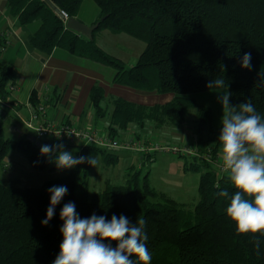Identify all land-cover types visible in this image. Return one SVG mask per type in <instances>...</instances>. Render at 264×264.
Here are the masks:
<instances>
[{
  "label": "trees",
  "instance_id": "obj_1",
  "mask_svg": "<svg viewBox=\"0 0 264 264\" xmlns=\"http://www.w3.org/2000/svg\"><path fill=\"white\" fill-rule=\"evenodd\" d=\"M51 1L68 17H76L83 0ZM93 1L99 9L94 22L99 24L92 38L67 28L45 0H5V6L20 25L39 21L38 28L28 35L35 50L50 54L62 48L114 68L112 83L142 92L173 94L168 102L151 106L120 97L113 99L108 133L118 136L117 130L124 131L131 122L138 126L146 121L156 126L179 124L194 107L195 142L201 146L212 144L214 152H219L216 141L221 123L215 128L211 108L198 104L190 95L211 90L206 85L215 79L225 80V88L228 85L232 93L231 105L251 102L264 116V0ZM102 16L105 18L100 20ZM101 29L144 42L134 65L126 67L97 44L95 34ZM3 46L0 44V48ZM245 53H251V70L240 66ZM12 74L10 64L0 63L2 99L8 95L5 86ZM104 96L102 88L92 87L89 99L98 114H103L100 105ZM38 101L33 92L31 103ZM3 111L6 109L1 107L0 169L5 168V157L13 150L34 169H57L49 156L40 154L42 145L55 143L41 139V145H37L25 136L7 137ZM94 154L102 155L106 165L118 160L110 151L92 145L82 147L75 157ZM200 166L205 170L199 175V197L193 208L157 192L149 184L148 173L141 177L139 170L130 171L121 184L106 182L103 188L90 192L87 176L91 165L87 162L63 170L62 175L38 186L0 181V264H52L63 240L59 213L68 202L75 204L81 218L95 213L108 219L123 214L133 223L144 219L151 264H264V237H259L257 256L252 236L237 235L235 225L226 216L229 200L218 193L226 189L231 196L236 191L227 174L219 175L211 165L190 159L185 168L199 170ZM54 185L66 186L68 193L56 206L48 225H42L50 203L48 189Z\"/></svg>",
  "mask_w": 264,
  "mask_h": 264
},
{
  "label": "clouds",
  "instance_id": "obj_2",
  "mask_svg": "<svg viewBox=\"0 0 264 264\" xmlns=\"http://www.w3.org/2000/svg\"><path fill=\"white\" fill-rule=\"evenodd\" d=\"M251 59V53H245L240 62L241 68L251 70ZM206 87L224 89L225 80H210ZM227 89L218 93L223 114L216 142L223 170L236 191L229 196L225 189L218 195L228 198L227 218L235 225L237 235L252 236L259 256V237H264V116L256 111L251 102L231 105L232 93ZM40 154L49 156L58 171L85 162L96 168L99 162L95 156L75 157L72 152L64 150L63 144L42 145ZM48 192L50 203L42 225H48L52 220L55 208L67 195L68 188L54 185ZM59 218L63 221L59 229L63 240L52 264H151L144 219H136L133 223L123 214H113L108 219L95 213L81 218L73 202L63 205Z\"/></svg>",
  "mask_w": 264,
  "mask_h": 264
},
{
  "label": "crops",
  "instance_id": "obj_3",
  "mask_svg": "<svg viewBox=\"0 0 264 264\" xmlns=\"http://www.w3.org/2000/svg\"><path fill=\"white\" fill-rule=\"evenodd\" d=\"M89 1H82L76 16L85 24L94 23L99 16L97 5H90ZM85 7L90 9L88 14ZM38 26L39 21L26 25L18 24L17 18L9 14L5 6V0H0V44L4 45L3 50L0 49V63L4 62L13 67L12 79L9 84L17 86L15 90L8 92L5 100L18 102L21 112L26 113L25 106L27 103H31L32 93L35 92L39 101H45L48 116L51 115L57 121L74 120L81 127L109 131L113 99L120 97L136 104L151 106L168 102L173 97L171 93L142 92V90L112 83L115 74L114 68L89 58L72 55L65 49L55 48L50 54L35 50L29 43L28 35L33 33ZM95 39L103 50L121 59L123 63L124 60L128 59L129 65L127 67L134 65L145 47L140 44L143 41L125 33H112L107 29L99 30L95 34ZM93 86L102 88L105 95L100 105L103 114L96 113L90 102L89 94ZM1 107L3 106L0 104V112ZM9 113L8 109L3 111L2 116H5L3 125L6 123L5 119ZM183 123L156 126L154 122L146 121L142 126H138L131 122L124 131L117 130V135L123 137L133 134L138 138L151 137L179 144L188 140H195L194 135L191 133L193 129L183 127ZM8 124V127L15 129L12 123L8 122ZM213 126L218 127L214 124ZM71 148L75 149L74 146L69 149ZM64 150L66 149L64 148ZM75 152H77L76 149ZM131 153L132 151L128 150L111 152L118 158L112 165L113 167L118 165L121 158L124 159L121 170L118 169L114 172L116 175H126L127 178L133 165L128 164V160L133 159ZM97 155L94 154L93 157H98ZM136 156L138 155L136 154ZM101 157V161L105 163L102 155ZM10 158L18 161V164L23 163L18 154L12 153ZM138 159L140 160V156H138ZM162 159H165V156ZM156 165L153 166L157 167Z\"/></svg>",
  "mask_w": 264,
  "mask_h": 264
},
{
  "label": "rangeland",
  "instance_id": "obj_4",
  "mask_svg": "<svg viewBox=\"0 0 264 264\" xmlns=\"http://www.w3.org/2000/svg\"><path fill=\"white\" fill-rule=\"evenodd\" d=\"M89 2L90 5L94 4V6H96L93 0H90ZM85 11L88 14L90 9L85 7ZM140 44L145 46L143 42ZM124 61V64L127 67L129 65V60L127 59ZM225 90L226 88H216L207 91L193 92L190 94L195 98L197 103L210 106L213 112V124L215 126L219 125L223 114L222 104L218 98V93ZM196 113L197 108L193 107L190 109L189 115L186 117V120L183 123V127H189L190 129H193L191 133L194 135V137L197 135L194 127ZM5 121L6 123L4 124V133L7 137L19 138L21 136H25L28 133L26 129L14 118L11 111ZM8 122L15 126L14 130L7 126ZM75 149L71 148L68 151L72 152V154L75 156ZM12 153L18 154L22 158L21 162L23 163L18 164V161H14L13 158H10ZM130 155L133 157V159L128 160L129 165L133 164L131 171L139 170L141 177L148 173L149 184L157 192L162 193L166 197H170L177 202L183 203L187 208L194 207L199 197L197 192L199 175L205 170V167L200 166L199 170L186 169L185 166L189 163L188 157L177 156L171 153H159L156 155L153 161L149 162L145 159L142 164L140 163L138 156H136V153H131ZM97 156L99 161L98 165L96 168L91 166L87 176L88 190L90 192H94L103 188L106 182L112 184H121L125 181L126 175L122 176L121 174L116 175L114 173L118 169L121 170L122 166L124 165V159L121 158L118 165L113 167V164L106 165L103 163L101 161L102 157L100 154ZM163 156H165V159H162ZM5 163L7 164V168L0 169V181H17L21 186H38L47 180L53 179L63 174V170H37L32 168L29 165L27 159L17 150L9 152V154L5 157ZM154 164H157V167L153 166Z\"/></svg>",
  "mask_w": 264,
  "mask_h": 264
},
{
  "label": "built area",
  "instance_id": "obj_5",
  "mask_svg": "<svg viewBox=\"0 0 264 264\" xmlns=\"http://www.w3.org/2000/svg\"><path fill=\"white\" fill-rule=\"evenodd\" d=\"M65 18L68 15L62 11ZM4 47V46H3ZM3 47L0 49L3 50ZM6 90L11 92L16 89L15 84H8ZM0 104L12 112L15 119L32 133L37 139L49 140L55 144H63L68 150L70 147L76 148L75 155H78L82 147L92 145L101 149L114 151H132L140 156V163L146 159L153 161L159 153H171L177 156L188 157L192 161H202L211 165L219 175L226 174L222 167L219 152H214L212 144L201 146L195 140L186 142L169 143L157 138H138L133 134L123 137L113 136L109 131H101L97 128L81 127L74 120L57 121L51 115L48 116L45 101H38L35 105L27 103L26 113L19 109V104L15 100H5L0 97ZM7 168V164L4 165Z\"/></svg>",
  "mask_w": 264,
  "mask_h": 264
},
{
  "label": "water",
  "instance_id": "obj_6",
  "mask_svg": "<svg viewBox=\"0 0 264 264\" xmlns=\"http://www.w3.org/2000/svg\"><path fill=\"white\" fill-rule=\"evenodd\" d=\"M45 2L54 10L62 19H64L65 26L72 29L87 38H92L93 31L98 27L99 22H94L92 24H85L76 17L65 18L61 9H59L51 0H45ZM105 16H102L100 20H103ZM25 137L37 145H41V140L37 139L32 133H27Z\"/></svg>",
  "mask_w": 264,
  "mask_h": 264
}]
</instances>
